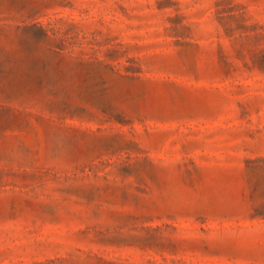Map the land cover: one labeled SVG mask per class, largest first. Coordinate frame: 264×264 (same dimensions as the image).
I'll return each mask as SVG.
<instances>
[{
    "label": "rangeland",
    "instance_id": "obj_1",
    "mask_svg": "<svg viewBox=\"0 0 264 264\" xmlns=\"http://www.w3.org/2000/svg\"><path fill=\"white\" fill-rule=\"evenodd\" d=\"M0 264H264V0H0Z\"/></svg>",
    "mask_w": 264,
    "mask_h": 264
}]
</instances>
